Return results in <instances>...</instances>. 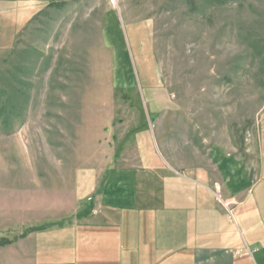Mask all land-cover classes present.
<instances>
[{"label":"rangeland","instance_id":"1","mask_svg":"<svg viewBox=\"0 0 264 264\" xmlns=\"http://www.w3.org/2000/svg\"><path fill=\"white\" fill-rule=\"evenodd\" d=\"M12 1L0 0L13 8L0 14L4 230L27 203L71 218L123 156L205 170L223 200L210 149L251 152L264 126V0H31L22 31Z\"/></svg>","mask_w":264,"mask_h":264},{"label":"crops","instance_id":"2","mask_svg":"<svg viewBox=\"0 0 264 264\" xmlns=\"http://www.w3.org/2000/svg\"><path fill=\"white\" fill-rule=\"evenodd\" d=\"M12 3L25 14L22 31L36 7L31 0ZM9 10L0 5V14ZM260 126L251 152L210 149L223 200L205 170L180 172L155 155L109 160L71 218L63 220L59 208L53 215L44 200L14 209V231L4 230L10 224L2 219L0 264H264Z\"/></svg>","mask_w":264,"mask_h":264},{"label":"built area","instance_id":"3","mask_svg":"<svg viewBox=\"0 0 264 264\" xmlns=\"http://www.w3.org/2000/svg\"><path fill=\"white\" fill-rule=\"evenodd\" d=\"M225 207L228 208V204H225ZM228 213H229L230 217L232 218V214H231V211L230 210H228Z\"/></svg>","mask_w":264,"mask_h":264},{"label":"trees","instance_id":"4","mask_svg":"<svg viewBox=\"0 0 264 264\" xmlns=\"http://www.w3.org/2000/svg\"><path fill=\"white\" fill-rule=\"evenodd\" d=\"M28 231V230H27ZM28 233V232H27Z\"/></svg>","mask_w":264,"mask_h":264}]
</instances>
